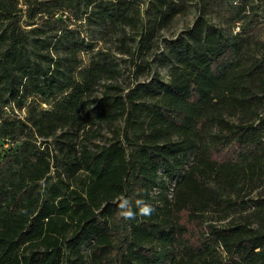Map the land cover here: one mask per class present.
<instances>
[{
	"label": "trees",
	"instance_id": "16d2710c",
	"mask_svg": "<svg viewBox=\"0 0 264 264\" xmlns=\"http://www.w3.org/2000/svg\"><path fill=\"white\" fill-rule=\"evenodd\" d=\"M19 6L0 0V264H264V0ZM190 9L156 61L169 81L112 84L118 59L87 29L138 80ZM122 196L155 211L124 220Z\"/></svg>",
	"mask_w": 264,
	"mask_h": 264
},
{
	"label": "rangeland",
	"instance_id": "374dc122",
	"mask_svg": "<svg viewBox=\"0 0 264 264\" xmlns=\"http://www.w3.org/2000/svg\"><path fill=\"white\" fill-rule=\"evenodd\" d=\"M25 1L26 0H20L19 8H21L22 10H25L24 7ZM197 17H198V13L194 9H190L186 14L177 17L175 21L167 29L162 31L159 40L155 44L153 50L145 55V58L148 62H153L151 71H149L145 76H141L138 80L135 79V73H134L135 68L131 64L132 61L129 58L125 56H121L117 53V48L119 43L117 42L116 37L102 38L100 30H95V29L92 30L87 29L86 36L88 35L89 40L93 42L96 48H100L102 50L108 51L116 56L120 65L121 77L112 84L120 86L123 90L127 92V90L131 86H133L137 81L140 83L148 82L152 79V77L155 74L158 75L161 78V80L165 82L169 81L168 68H161L158 62L156 61L163 51L165 42L175 39L184 30L192 27ZM210 21L219 27H223L216 18H210ZM130 35H132V33H130ZM108 84L109 83H103V85H108ZM103 90H104V86H100L98 88L97 91L98 97L101 96ZM100 130H101L100 134L98 136H95L90 144L92 148L93 146L107 145L113 140L111 128L102 127L100 128ZM61 175L62 174L60 173L59 176ZM230 219L231 218L222 221L217 220V225L224 226L230 221Z\"/></svg>",
	"mask_w": 264,
	"mask_h": 264
},
{
	"label": "clouds",
	"instance_id": "9594fccd",
	"mask_svg": "<svg viewBox=\"0 0 264 264\" xmlns=\"http://www.w3.org/2000/svg\"><path fill=\"white\" fill-rule=\"evenodd\" d=\"M119 216L124 220L135 219L137 215L149 217L155 211L154 207L147 203L142 198H137L135 201L128 197H120L118 202Z\"/></svg>",
	"mask_w": 264,
	"mask_h": 264
},
{
	"label": "water",
	"instance_id": "95a60500",
	"mask_svg": "<svg viewBox=\"0 0 264 264\" xmlns=\"http://www.w3.org/2000/svg\"><path fill=\"white\" fill-rule=\"evenodd\" d=\"M56 177L59 178V171H56Z\"/></svg>",
	"mask_w": 264,
	"mask_h": 264
}]
</instances>
